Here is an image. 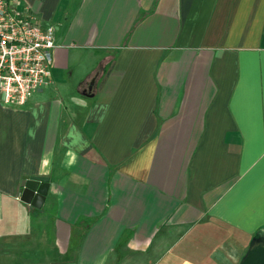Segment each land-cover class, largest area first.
I'll use <instances>...</instances> for the list:
<instances>
[{"label":"crops","instance_id":"1","mask_svg":"<svg viewBox=\"0 0 264 264\" xmlns=\"http://www.w3.org/2000/svg\"><path fill=\"white\" fill-rule=\"evenodd\" d=\"M17 2L57 48L0 101V264H239L264 228V0Z\"/></svg>","mask_w":264,"mask_h":264},{"label":"built area","instance_id":"2","mask_svg":"<svg viewBox=\"0 0 264 264\" xmlns=\"http://www.w3.org/2000/svg\"><path fill=\"white\" fill-rule=\"evenodd\" d=\"M52 27L43 26L17 0H0V101L24 106L51 79L54 50Z\"/></svg>","mask_w":264,"mask_h":264},{"label":"water","instance_id":"3","mask_svg":"<svg viewBox=\"0 0 264 264\" xmlns=\"http://www.w3.org/2000/svg\"><path fill=\"white\" fill-rule=\"evenodd\" d=\"M88 91H91V86L88 87ZM20 188V202L40 209L48 194L49 180L43 177L24 178ZM239 264H264V241L253 243Z\"/></svg>","mask_w":264,"mask_h":264},{"label":"rangeland","instance_id":"4","mask_svg":"<svg viewBox=\"0 0 264 264\" xmlns=\"http://www.w3.org/2000/svg\"><path fill=\"white\" fill-rule=\"evenodd\" d=\"M85 59L86 62H84V58H82V60H77L66 72L61 73V76L55 78V81L65 84L61 90H57L61 96L71 100H80L77 94L78 83L85 79L86 75L90 73L89 69L94 64V59L86 57ZM83 65H86V68Z\"/></svg>","mask_w":264,"mask_h":264},{"label":"trees","instance_id":"5","mask_svg":"<svg viewBox=\"0 0 264 264\" xmlns=\"http://www.w3.org/2000/svg\"><path fill=\"white\" fill-rule=\"evenodd\" d=\"M264 241V228L259 229L253 236V243Z\"/></svg>","mask_w":264,"mask_h":264}]
</instances>
